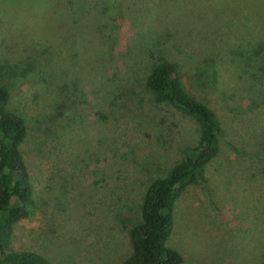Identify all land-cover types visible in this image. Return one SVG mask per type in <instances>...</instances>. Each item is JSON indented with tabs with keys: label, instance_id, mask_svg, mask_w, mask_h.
Wrapping results in <instances>:
<instances>
[{
	"label": "rangeland",
	"instance_id": "rangeland-1",
	"mask_svg": "<svg viewBox=\"0 0 264 264\" xmlns=\"http://www.w3.org/2000/svg\"><path fill=\"white\" fill-rule=\"evenodd\" d=\"M73 1L0 0V81L27 121L21 151L34 188L10 247L53 264H121L130 254L145 189L199 137L193 119L144 88L165 57L221 126L203 180L176 201L168 245L182 264H258L264 102L233 52L264 50V0H119L117 15L81 14L90 0Z\"/></svg>",
	"mask_w": 264,
	"mask_h": 264
},
{
	"label": "trees",
	"instance_id": "trees-1",
	"mask_svg": "<svg viewBox=\"0 0 264 264\" xmlns=\"http://www.w3.org/2000/svg\"><path fill=\"white\" fill-rule=\"evenodd\" d=\"M73 2L69 0L70 5ZM121 7L119 0H90L81 14L100 9L117 15ZM69 8L72 11L75 7ZM263 51L262 44L257 42L233 52L243 63L240 73L248 76L244 86L249 81L254 88L248 90L252 96H260V102H264V63L260 60ZM144 88L154 102L171 106L193 119L199 127V137L191 152L145 189L137 218L132 219L128 228L131 251L121 264H182L183 256L168 245L176 201L190 185L203 180L206 166L218 155L220 121L211 108L187 90L182 67L175 60L162 57L151 64ZM9 98L5 83L0 81V264H53L37 252L10 247L15 226L33 210L34 188L21 151L28 135L27 121L7 106ZM250 100L253 104V98ZM258 251V264H264V240Z\"/></svg>",
	"mask_w": 264,
	"mask_h": 264
}]
</instances>
